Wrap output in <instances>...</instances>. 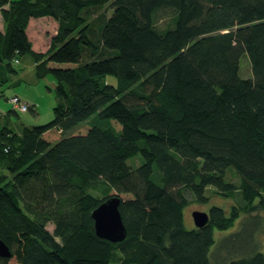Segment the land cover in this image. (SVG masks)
<instances>
[{"label":"trees","instance_id":"1","mask_svg":"<svg viewBox=\"0 0 264 264\" xmlns=\"http://www.w3.org/2000/svg\"><path fill=\"white\" fill-rule=\"evenodd\" d=\"M107 4L112 14L94 27L90 9ZM162 8L175 16L159 30ZM0 9V78L29 55L39 78L56 80L51 121L20 133L0 124V239L11 252L0 264H111L117 251L119 264H220L215 232L238 207L213 205L208 223L189 229L185 189L201 203L210 186L238 190L247 211L264 207V0H0ZM43 16L58 30L37 52L26 28ZM244 56L252 77L241 74ZM113 195L121 242L99 237L91 216ZM221 264H264V253Z\"/></svg>","mask_w":264,"mask_h":264},{"label":"rangeland","instance_id":"2","mask_svg":"<svg viewBox=\"0 0 264 264\" xmlns=\"http://www.w3.org/2000/svg\"><path fill=\"white\" fill-rule=\"evenodd\" d=\"M112 12L113 7L111 4H107L101 8L93 7L88 13L87 21L90 24L94 25V27H98V24H95V22H97L96 19H98V17H100L101 15L107 17L111 15ZM174 16L175 13L170 8H162L158 10L154 17L155 26L159 30H163L169 26H172ZM20 60L21 63H16V68L23 69V66H25L24 70L29 71V63L26 62L28 60L27 55L20 57ZM241 74L244 77H252L251 63L247 56H244L241 60ZM52 77L53 76L50 75L47 78L38 79L37 83H29L30 81L28 77L20 75V78L23 80V85L21 86H12L10 85V83L0 82V111L10 112L14 110L13 105L9 99L16 94L20 96L23 100H26V98L24 99L23 96L20 94V91H23V89L27 93H31L34 98H37L40 102V109L38 111V115L34 114L31 109H28L27 111L15 110L16 113H11V116L7 117V122L13 130L17 132L18 130H21V128L25 124L30 126L42 125L53 119L54 105L50 107L49 95L50 93L55 95L56 88L50 82ZM104 81L115 85L117 84V79L113 75H106L104 77ZM27 102L29 103V105L33 103L30 101ZM32 107L37 108L35 106ZM141 162L142 159L140 156H136L128 160V163L132 166H138ZM0 172L8 173L6 168L2 167L1 163ZM226 179L235 184H239L240 181L239 175L233 170H230L228 172ZM90 191L94 195L99 196V198L102 197L99 191L92 189H90ZM206 194L208 196L207 202L201 203L195 200L193 194L188 189H185V196L188 202L184 209V217L187 228L192 229L196 226L192 216V212L194 210L209 211V209L213 205H217L224 208L226 210V213L228 214L235 206H237L239 210V216L236 218L231 227L226 230H217L215 232L217 244L214 246V249L219 250L218 254H220V264L233 256L248 255L257 251H261L264 253V207L256 206L252 212L247 211L245 208H243L245 203L242 201L240 192L238 190L234 192L232 196H226L224 194H221L215 187L210 186L207 188ZM261 194L264 196V190L261 192ZM250 217L258 218V221L257 219L253 220ZM47 228L51 232L54 231V225L52 223H49L47 225ZM244 228L249 231L248 235L241 234ZM251 232L252 239H250ZM237 234H241L238 239L241 244L245 242L247 243L244 248L237 249L235 248V246L232 245V243H230L235 241L233 239H235ZM111 264H119L118 251L116 252L115 259Z\"/></svg>","mask_w":264,"mask_h":264},{"label":"crops","instance_id":"3","mask_svg":"<svg viewBox=\"0 0 264 264\" xmlns=\"http://www.w3.org/2000/svg\"><path fill=\"white\" fill-rule=\"evenodd\" d=\"M7 7V6H6ZM0 29L4 30V19L2 15V11L0 9ZM27 33L29 38L32 41L33 44V50L37 52H45L51 43L52 37L57 33L58 30V22L50 17V16H43L38 18H30L28 25H27ZM28 60L26 62L29 63V71H25L23 66V69H18L17 73H8V75L3 74L0 78L1 83H10V85H23V80L20 78L21 76L28 77L29 83L38 82V79H44L50 76V74H47L44 78H39L36 73V63L33 60L32 56L27 55ZM21 63V60H19V64ZM2 65H0V70L2 69ZM52 76V75H51ZM6 80V81H2ZM54 87H56V80L54 77H52L50 81ZM51 91V90H50ZM20 94L23 96V98L27 101L33 102L30 105V108L34 114L38 115V111L40 109V102L37 98H34V96L31 93H27L24 89L23 91H20ZM17 95V94H16ZM50 107L56 104V93L55 95L50 93ZM24 100V101H26ZM26 101V102H27ZM35 103V104H34ZM32 106H35L37 108H33ZM32 107V108H31ZM11 113H16L15 110L10 112H3L0 111V124H7V117L11 116ZM40 116V115H39ZM10 126V125H9ZM23 126H30V125H23ZM11 127V126H10ZM12 128V127H11ZM23 128V127H22ZM21 128V130H22ZM21 130H18L17 132L20 133Z\"/></svg>","mask_w":264,"mask_h":264},{"label":"water","instance_id":"4","mask_svg":"<svg viewBox=\"0 0 264 264\" xmlns=\"http://www.w3.org/2000/svg\"><path fill=\"white\" fill-rule=\"evenodd\" d=\"M120 203L121 199L118 196L107 197L91 213L96 234L111 242H121L127 236L128 230L120 212ZM192 216L196 227H203L209 221L208 211L194 210ZM10 255L9 246L0 239V256Z\"/></svg>","mask_w":264,"mask_h":264},{"label":"built area","instance_id":"5","mask_svg":"<svg viewBox=\"0 0 264 264\" xmlns=\"http://www.w3.org/2000/svg\"><path fill=\"white\" fill-rule=\"evenodd\" d=\"M15 63H19V60L16 59ZM10 102L13 105L14 110H19V111H27L30 108V105L28 102L24 101L20 96L14 95L11 97Z\"/></svg>","mask_w":264,"mask_h":264}]
</instances>
